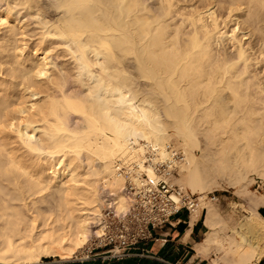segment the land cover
Instances as JSON below:
<instances>
[{"label": "bare ground", "instance_id": "6f19581e", "mask_svg": "<svg viewBox=\"0 0 264 264\" xmlns=\"http://www.w3.org/2000/svg\"><path fill=\"white\" fill-rule=\"evenodd\" d=\"M36 1L17 3L30 11ZM49 2L58 9L65 0ZM82 2L74 14L77 31L88 33L81 43L115 41L116 63H135L150 95L138 91L143 104L132 127L115 118L96 125L81 114L88 109L80 89L89 76L63 47L62 15L57 23L36 21L28 46L24 35L19 40L25 27L13 25L19 22L12 6L0 10L1 264L78 259L105 234L103 208L127 214L144 176L157 179L156 165L177 167L173 136L184 154L186 177L178 182L199 195L195 214L206 210L212 229L200 247L212 245L213 264H258L264 192L248 186L257 179L264 185V0ZM83 55L94 60L91 51ZM201 135L217 149L215 170L249 197L250 214L233 226L207 204L212 185L194 155ZM92 223L100 227L92 231Z\"/></svg>", "mask_w": 264, "mask_h": 264}, {"label": "clouds", "instance_id": "9594fccd", "mask_svg": "<svg viewBox=\"0 0 264 264\" xmlns=\"http://www.w3.org/2000/svg\"><path fill=\"white\" fill-rule=\"evenodd\" d=\"M84 7L82 0H65L57 9L64 18L67 34L63 46L70 54L69 58L82 67L80 72H87L89 80L81 85L82 99L87 105L88 116L96 125L104 126L113 118L123 122L125 128L132 127L133 115L140 109L143 100L140 98L137 86L143 81L141 73L136 70L135 63L120 66L116 63L119 48L115 41L107 43L97 38L91 43H81L86 40L87 31H77L75 12ZM91 51L94 60L87 61L84 52ZM123 67V70H121ZM79 80V76L73 77ZM39 132V129H36ZM39 143V140H37Z\"/></svg>", "mask_w": 264, "mask_h": 264}, {"label": "built area", "instance_id": "2783aa9c", "mask_svg": "<svg viewBox=\"0 0 264 264\" xmlns=\"http://www.w3.org/2000/svg\"><path fill=\"white\" fill-rule=\"evenodd\" d=\"M169 149H173V146ZM174 158L176 161L182 159L180 150L174 152ZM155 172L157 179L151 180L144 176L140 189L137 192L136 189L132 190L136 192L135 201L127 214L117 217L106 213L105 234L98 248L86 250V258L80 257L74 262L90 260L95 249H101V252L92 257L104 261L129 258L134 250L141 249L153 238L154 229L176 222L182 213L188 217L195 214L199 195L175 183L178 168L174 165H156ZM207 196L211 202L218 200L215 194L208 193Z\"/></svg>", "mask_w": 264, "mask_h": 264}, {"label": "rangeland", "instance_id": "374dc122", "mask_svg": "<svg viewBox=\"0 0 264 264\" xmlns=\"http://www.w3.org/2000/svg\"><path fill=\"white\" fill-rule=\"evenodd\" d=\"M17 2H18V0H16V1L15 0H13V1L12 0H0V10L1 9H4L5 10V7L7 9L8 6H10V7L12 6L11 7V9H12L11 11L14 10V12H12V15H14V17L16 18V20L18 19L17 21L19 22V25H18V23L13 24V25L16 26L19 29L21 27H25L24 30L19 31V32L20 33H22V32L25 33L26 32L25 34L19 35V37L22 36L21 37L22 39L19 38V37H17V38H19V40L22 41L23 40V35H24V39L28 43L27 44L28 46L31 45L32 42H33V40H34L32 35L34 33H36L37 30H38L37 25H35L36 24V21L38 22V20L41 18L42 20L44 19V21H49L50 23H55V22L57 23V20H58V18L61 15L60 13H58L57 9H55L54 7H51V5H49V3H50L49 0H38V1H36V8H34L33 10H30V11L28 9H25V8L23 10V7L20 6ZM151 2L153 4H155L153 1H151ZM10 3H13V4L8 5ZM16 4H17V6H16ZM15 7H16V9H15ZM217 8L218 7H216V9ZM38 10H39V12H37ZM42 20H40V21L42 22ZM4 28L5 27H3V29ZM31 31H33L34 33L31 32ZM0 34H1L0 35V37H1L0 40H2V36L4 38L5 32L3 34V30H2V33L0 32ZM22 45L23 44L20 43V46L21 47H22ZM60 49H62V48H60ZM53 54H52L51 57H52V60L54 59L53 61H55V59H56L55 57L56 56H54ZM58 60L59 59L57 58L56 61L58 62ZM59 62H60V60H59ZM140 78L141 77H139V79ZM140 80L143 81V79H140ZM144 82L145 81H143V83L140 84L141 87L138 84L139 87L137 86V91L142 92V93H145L146 92L147 94L150 95V93H149V90L150 89L147 88V91L148 92L147 91H144V90H146L145 88H146V85L148 84L147 82H145V83ZM138 88H139V90H138ZM151 96H153V95H151ZM198 138H199V149H196L194 151V155H195L196 159H198V161L200 163L199 166H200V169H202L201 170V173H202V176L203 177H204V174L206 172L205 176H206L207 179L204 177V180L207 183H210L209 184L210 186L212 185V187H211L212 190L206 192L205 194L207 195L208 193H212V194H215L217 197L220 196V195H226V196L229 197V200H230L229 201V205L231 207H230V209L224 211L221 214L228 221V223L231 226H233V225L237 224L238 220H240V218L243 215H249L250 214V207H249L250 204H249V201H248V198L249 197L246 196V195H244V196L243 195H237L235 193V189L233 187H231L229 184H227V182H226L227 178L225 177L226 178V180H225V178L223 177V175L221 176V174H219V172H217V170H215V169H218L217 167H218V164H219L218 163L219 156H217L218 154H216L217 153V151H216L217 149L215 147L213 148L212 147V144L209 141H207V139L204 138L203 135L199 136ZM172 139H173V144H171L170 147L173 146L174 152L177 151V150H180L181 151L182 149H181V147H179L180 146L179 143H181L180 140L178 141V138L175 137V136H173ZM174 152H173V156H174ZM181 154H182V160L179 161V162H177L175 160V158L173 157V160L176 161V166L178 168V176L174 179V181L178 185L180 184V181L182 182V180H184L185 177H186L185 176V172L183 170H180V168H181L180 165L183 164L182 162H183V159H184V154L182 153V151H181ZM216 158H217V160H215ZM178 180H180V181L178 182ZM258 185H260V187H258ZM180 186H181V184H180ZM248 188H249L250 193L253 192L254 194H257V195H260L261 193L264 192V185L261 183V181L259 179H257L256 182L251 183L248 186ZM185 189H188L189 191H191L190 188H188V187H185ZM103 195H104V193H102V196ZM206 203H207V200H206ZM207 204H210L212 206H215L213 204V202L212 203L209 202ZM108 211L112 212L108 208H103L102 213H103L104 217H106V213ZM259 213L261 214V209L259 210ZM98 223H100V222H98ZM103 225H104V222H103ZM98 226L100 227V224L99 225L98 224L96 225L95 223H92L91 226H90V228H91L92 231H95L98 228ZM104 228H105V226H104ZM99 242H100V239H97V238L92 239L91 242L86 246L83 254H81L79 256V258L80 257L86 258V252L85 251L86 250H92L93 248H98ZM100 252H101V249H95V251L93 252V254L90 255V258L91 259L88 260V261H84V262H74L73 260H71V261H61L60 258H58V257H52V256L42 257V261L41 262H42V264H96L99 259L98 258H94L92 256L93 255H96V254H98ZM262 260L264 261V258ZM0 264H1V262H0Z\"/></svg>", "mask_w": 264, "mask_h": 264}, {"label": "crops", "instance_id": "0c3cea01", "mask_svg": "<svg viewBox=\"0 0 264 264\" xmlns=\"http://www.w3.org/2000/svg\"><path fill=\"white\" fill-rule=\"evenodd\" d=\"M229 201L228 196L220 195L213 204L223 213L230 208ZM260 209L264 218V206ZM206 216V210L190 217L182 213L176 222L154 229L153 238L141 249L134 250L129 258L110 261L99 259L96 264H213L217 255L212 254V245L200 247L212 233L205 222ZM206 247L210 250L206 251L207 254L204 252ZM258 264H264V261Z\"/></svg>", "mask_w": 264, "mask_h": 264}]
</instances>
